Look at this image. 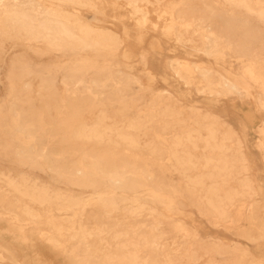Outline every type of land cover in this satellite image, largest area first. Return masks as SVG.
<instances>
[{"label":"bare ground","instance_id":"obj_1","mask_svg":"<svg viewBox=\"0 0 264 264\" xmlns=\"http://www.w3.org/2000/svg\"><path fill=\"white\" fill-rule=\"evenodd\" d=\"M129 22L137 44L151 29L152 52L166 40L187 55L166 63L163 90L127 48ZM173 82L201 106L181 104ZM226 97L264 117V0H0V233L76 264H264L177 219L192 208L264 241V217L233 218L264 203V181L212 112ZM256 132L264 170V122ZM93 213L113 224L90 243L78 234ZM0 264L42 262L0 240Z\"/></svg>","mask_w":264,"mask_h":264},{"label":"rangeland","instance_id":"obj_2","mask_svg":"<svg viewBox=\"0 0 264 264\" xmlns=\"http://www.w3.org/2000/svg\"><path fill=\"white\" fill-rule=\"evenodd\" d=\"M129 22L127 24L130 40L127 43V48L134 54L145 53L147 56L148 65L151 71L156 75V86L163 90L164 84L160 80L159 75L166 71L165 65L170 60H184L186 54L182 49H175L170 42L166 40L160 41V51L152 52L149 44L153 40H158L159 31H152L149 29L145 32L143 42L137 44L135 39L134 27ZM117 35L122 36V29L119 25L109 24ZM135 73L142 72V66L136 61L133 65ZM125 73V72H123ZM172 90L177 93L180 103L184 106H201L203 100L198 97L194 92H187L180 84L172 83ZM212 112L217 115L220 120L224 121L228 125L232 126L242 141V151L249 158L253 172L256 174L259 180L264 181L263 163L261 161V154L256 148V143L260 141L256 128L264 122V117L256 114L253 111L252 105L245 101L230 100L229 98H220L212 108ZM250 120V121H249ZM244 127V128H243ZM262 142V141H261ZM264 145V142H262ZM173 179L177 178L173 176ZM253 205L256 210L251 215L248 210L240 211L238 214H233V218L237 221V225H244L247 221L258 223L264 217V203L263 200L256 196L253 198ZM97 213H93L82 221L79 238L93 242L96 238L106 236L112 227V222L108 218L98 217ZM179 222L184 226L197 232L202 238L209 237V239H217L220 242L228 244H238L241 247H246L249 252L256 258L264 257V241L257 243H249L242 238L237 237L230 231H227L221 227L213 226L206 222L194 212L192 208L184 207L182 214L177 216ZM4 226L3 222H0V229ZM0 240L11 244L17 249L18 253L22 257H26L30 260L38 259L42 264H76V260L68 255H62L54 251L47 244L39 241L38 239H30L31 246L19 244L13 237L4 232L0 233ZM36 255V256H34Z\"/></svg>","mask_w":264,"mask_h":264}]
</instances>
